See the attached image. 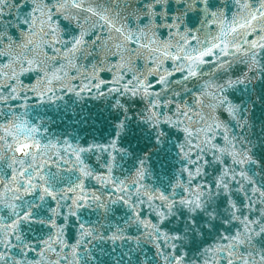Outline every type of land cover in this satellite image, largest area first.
<instances>
[{
  "label": "snow or ice",
  "instance_id": "6c2138e0",
  "mask_svg": "<svg viewBox=\"0 0 264 264\" xmlns=\"http://www.w3.org/2000/svg\"><path fill=\"white\" fill-rule=\"evenodd\" d=\"M0 264H264V0H0Z\"/></svg>",
  "mask_w": 264,
  "mask_h": 264
}]
</instances>
